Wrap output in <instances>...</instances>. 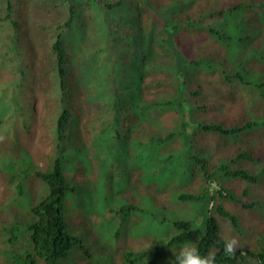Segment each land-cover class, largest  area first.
Here are the masks:
<instances>
[{"label": "trees", "instance_id": "1", "mask_svg": "<svg viewBox=\"0 0 264 264\" xmlns=\"http://www.w3.org/2000/svg\"><path fill=\"white\" fill-rule=\"evenodd\" d=\"M24 3L0 0L1 41L8 47L2 63L24 76L0 82V176L5 174L12 188L0 199V237L6 246L0 249L1 264H81L72 259L76 250L109 259L85 223L74 225L67 208L68 194L79 183L65 169L63 150L79 116L80 96L88 105L97 102L83 127L92 142L108 143L102 185L111 194L116 183L126 182L131 160L145 167L139 175L152 183L180 180L172 197L193 207L189 215L178 214L152 192L147 203L134 194L118 198L125 202L118 208L115 241L124 240L135 213L149 220L145 231L155 235L145 243L125 244L123 264H176L174 250L189 243L201 255L214 256L216 264H264V221L254 229L243 220L245 211L264 215V135L258 136L264 132V0L42 2L40 13L48 18L39 27L53 38L49 71L58 106L55 153L45 168L30 158L17 127L20 118L27 133L39 124L18 93L30 72L23 66L22 41L33 48L30 29L24 30ZM191 33L204 34L207 42L191 45ZM224 100H242L243 106L224 114L217 108ZM158 111L174 114L175 124L155 123L151 115ZM249 136L258 138L237 144ZM211 138L232 144L217 154L207 145ZM14 151L13 160L4 159ZM124 158L128 161L121 162ZM38 180L46 193L29 197ZM213 182L219 190L210 192ZM226 223L239 244L233 255L224 250Z\"/></svg>", "mask_w": 264, "mask_h": 264}, {"label": "rangeland", "instance_id": "2", "mask_svg": "<svg viewBox=\"0 0 264 264\" xmlns=\"http://www.w3.org/2000/svg\"><path fill=\"white\" fill-rule=\"evenodd\" d=\"M45 1L22 0V2H25L23 8L25 23H27L25 24L24 30H27V27L30 29V40H32L33 48L27 49L26 40L22 41L21 53H23V66H28L30 72L23 81L24 88L20 89L18 93L22 97L23 106L26 107V110H30L29 113L32 115L35 114V118L39 119V124L32 133H27L23 128L24 118H20L17 124L23 139L22 141L29 147L27 149L30 158L36 162L35 164L37 166L42 168H45L48 163V157L55 153L54 127L56 125L58 107L57 90L54 85L53 76L49 71L50 61L52 59L51 42L53 38L50 33H47L39 27L40 23H43L48 18L40 13L42 2ZM50 1L57 2V0ZM1 35L4 36L5 34L0 33V82L20 80L21 77L24 78L20 70L16 71V69L11 68L7 63H2L8 47L6 45L7 41H1L3 39ZM205 37L204 34L191 33L189 34L188 41L191 45L197 46L200 43L207 42ZM0 91H2L1 88ZM161 91L166 94L169 93V89H162L160 93ZM19 96H15L16 101L20 100ZM80 97L81 99H78L77 102L79 116L76 124H74L73 131H70L66 135L67 144L63 150L65 154V169L69 177L79 183L75 191L68 194L67 208L71 220L75 223L74 225L80 227L79 225L85 223L87 228H90L92 231L91 236L93 240L95 239L96 246L102 254L108 255L109 259L101 260L96 255L89 257L83 251L77 250L73 252L72 259L79 261L81 264H123L121 254L125 244L136 243L138 245V242L145 243L148 239L155 238V235L149 232L148 228L145 231V227H149V220L145 216L135 213L130 216L124 228V240L120 244L115 241L118 217L120 218L121 215L118 208L125 202L119 200L120 197H128L134 194L137 198H142L147 203L145 196L148 192H152L153 195H156V199L160 205L162 204L168 210L185 216L192 212L193 207L190 204L178 203L172 197L174 190L182 186L180 180L177 183L169 181L167 185L163 184V182L152 183L149 177L146 179V175H139L140 172L146 170L145 167L142 165L138 166L131 160L129 161L128 167L126 166V172L128 174L126 182L116 183L115 185L117 186L111 194L110 187L105 184L102 185V180H104L106 173L101 162L106 160L108 156L103 153L104 149L107 150L108 143L107 141L102 142L100 139L92 142L91 136L88 138L85 135V129L83 127L87 123V120H90L92 112H95L97 102L88 105L84 96ZM23 99L27 102L24 103ZM242 106V100H224L223 102L220 101L217 103L218 110H221L224 114L237 113L241 110ZM89 107L90 111H88ZM151 118L161 126L162 124L163 126H173L176 121L175 115L168 111H158L152 114ZM260 133L258 136L264 135V132ZM257 138L256 136L242 137L237 139V144H243L245 141L251 143L254 140L256 141ZM0 140L3 139L0 137ZM230 144L232 142L227 144L225 139L218 138H211L207 142L209 148L217 154L224 153ZM117 145L119 144L117 143ZM16 156V151H14L12 153H6L4 159L13 160ZM83 156L84 161L81 159ZM120 161H128V158ZM74 163H76V168L74 167ZM7 180L8 178L5 174L2 177L0 176V199L5 198L6 193L12 190ZM100 180L101 182L99 184ZM45 187L43 181H33L31 186L32 191L28 192L29 197L32 195V197L34 196L37 199L40 198L46 193ZM92 187L97 188L94 190L93 206L89 205L91 199L89 195L93 193ZM26 197L27 195L25 194ZM24 208L25 206H21V209ZM111 209H114V211H111ZM243 214V220L250 228L257 229L263 226L264 215L249 213L247 211L243 212ZM226 235L229 238H236L235 233H232L231 227L227 223ZM156 236L158 237V235ZM4 248L6 246L3 245V238L0 237V249ZM177 251L174 250V253ZM1 261L2 256L0 254V264L2 263ZM249 264L255 263L252 261Z\"/></svg>", "mask_w": 264, "mask_h": 264}, {"label": "clouds", "instance_id": "3", "mask_svg": "<svg viewBox=\"0 0 264 264\" xmlns=\"http://www.w3.org/2000/svg\"><path fill=\"white\" fill-rule=\"evenodd\" d=\"M218 190L219 186L213 182L210 185L209 191L215 192ZM157 240L163 242V240ZM238 248L239 244L235 237H231L225 241L224 250L228 255L236 253ZM174 254L176 264H216L214 256L201 255L199 249L190 243L181 246Z\"/></svg>", "mask_w": 264, "mask_h": 264}]
</instances>
